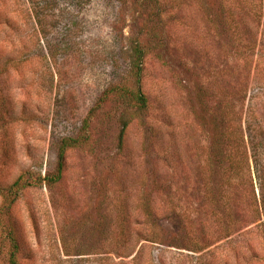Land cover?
I'll list each match as a JSON object with an SVG mask.
<instances>
[{
	"label": "rangeland",
	"instance_id": "obj_1",
	"mask_svg": "<svg viewBox=\"0 0 264 264\" xmlns=\"http://www.w3.org/2000/svg\"><path fill=\"white\" fill-rule=\"evenodd\" d=\"M41 2L0 0V264L3 225L21 264H264V0Z\"/></svg>",
	"mask_w": 264,
	"mask_h": 264
},
{
	"label": "trees",
	"instance_id": "obj_2",
	"mask_svg": "<svg viewBox=\"0 0 264 264\" xmlns=\"http://www.w3.org/2000/svg\"><path fill=\"white\" fill-rule=\"evenodd\" d=\"M14 4L19 6L21 11H25L24 17L25 19L33 22L36 18L41 20L40 8H41V0H12ZM53 2H48L47 6H52ZM260 9V8H259ZM258 10V7L255 9ZM135 65L137 69V74H140L142 69V63L144 57L147 55V51L142 46L140 42L136 43L135 48ZM1 67V66H0ZM3 70H6L3 68ZM1 71V70H0ZM111 94H119L128 96L130 101L138 107L137 111H143L147 108V97L146 95L139 89L131 90L123 84L115 85L112 88L106 91V96ZM97 108L91 110L90 114L84 119L81 133L78 136H66L64 137L59 145L57 152V166L55 172L53 174H46L44 177H40L41 183H47L48 185L57 183L63 177L65 170V161L66 156L69 150L76 149L80 147L86 146L91 139V121L96 112ZM30 179H36L35 177H30ZM32 182L26 180V176H19L13 183L0 186V196L2 197V204L0 205V222L4 223L6 217L10 214L12 206L19 199L20 193L31 186ZM3 230L4 238L9 244L8 247V264H21L20 262V245L18 242V238L16 236V231L11 226H5Z\"/></svg>",
	"mask_w": 264,
	"mask_h": 264
}]
</instances>
